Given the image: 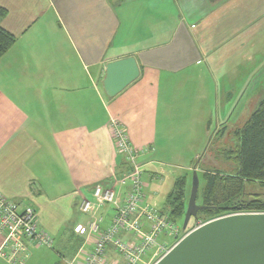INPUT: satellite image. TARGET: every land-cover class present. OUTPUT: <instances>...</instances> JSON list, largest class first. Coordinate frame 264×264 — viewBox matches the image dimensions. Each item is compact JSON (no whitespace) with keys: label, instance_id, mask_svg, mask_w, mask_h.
<instances>
[{"label":"crops","instance_id":"crops-1","mask_svg":"<svg viewBox=\"0 0 264 264\" xmlns=\"http://www.w3.org/2000/svg\"><path fill=\"white\" fill-rule=\"evenodd\" d=\"M0 7V27L15 39L0 58V195L31 207L51 239L50 248L30 246L24 264H78L91 251L93 218L79 203L127 169L110 118L125 127L131 148L145 150L137 159L145 200L167 212L176 183L188 186V175L174 170L192 171L177 163L201 151L181 132L191 127L193 100L223 93L219 126L226 127L231 101L240 106L264 82V0L215 7L207 0H0ZM127 57L140 75L108 99L105 66ZM201 129L206 137V122ZM130 189L115 190L122 197ZM113 214V206L98 211L99 227L108 228ZM108 258L122 264L112 246ZM0 264L10 263L0 256Z\"/></svg>","mask_w":264,"mask_h":264},{"label":"built area","instance_id":"built-area-1","mask_svg":"<svg viewBox=\"0 0 264 264\" xmlns=\"http://www.w3.org/2000/svg\"><path fill=\"white\" fill-rule=\"evenodd\" d=\"M107 126L114 148L126 155L127 169L121 179L113 176L111 186L95 185L91 200L81 199L80 212L93 218L87 225L92 249L78 264H116L108 258L110 246L122 264H141L149 252H154L152 259L161 258L169 249L158 239L163 234L175 238L177 229L168 214L155 210L145 200L141 166L137 162L145 150L137 151L130 147L126 129L119 120L110 118ZM126 183L131 189L119 197L115 189ZM108 206L114 207V214L108 228L102 229L99 227L101 216L95 218V214ZM77 231L83 233L84 229ZM0 233L3 235L0 256L10 264H24L30 246L51 247V239L38 227L35 211L31 207L22 209L2 195Z\"/></svg>","mask_w":264,"mask_h":264},{"label":"water","instance_id":"water-1","mask_svg":"<svg viewBox=\"0 0 264 264\" xmlns=\"http://www.w3.org/2000/svg\"><path fill=\"white\" fill-rule=\"evenodd\" d=\"M140 70L133 57L108 63L101 86L112 99L136 81ZM194 170L182 229L203 206L196 204ZM154 264H264V213H239L217 218L187 232Z\"/></svg>","mask_w":264,"mask_h":264},{"label":"rangeland","instance_id":"rangeland-1","mask_svg":"<svg viewBox=\"0 0 264 264\" xmlns=\"http://www.w3.org/2000/svg\"><path fill=\"white\" fill-rule=\"evenodd\" d=\"M253 92L254 94L252 96ZM221 97H223V93L220 92L216 99L207 97L206 95L194 99V104L192 105V107L195 105V108H193L195 112L193 116L186 118L185 121L186 123H190L191 127L189 126L181 130V132L185 135L189 134L190 137L192 136V138L188 139V141H191V144L193 145L191 150H201L199 155H192L190 161L186 159L181 163H177L183 167L191 165V172H185L183 170L178 169L174 170L175 176H181L184 173L188 175V186H185L184 191L185 206L189 198L192 183V173L194 170L196 171L198 177V192L196 204L199 206L203 205V192L206 187V183L203 178L205 173H219L227 176L232 175L236 172L237 166L232 158V149L235 146L233 134L236 130H238V128L242 126V123H244L247 118L253 113L258 103L264 99V82L254 83L253 87L250 89V97L244 96V98H242L241 100L238 99L240 100V106L237 105L235 107L236 104L234 102H236V99L235 101L233 99V102L231 101L232 108L230 107L228 111L231 113V111L234 110V113H229L228 115L227 112L225 114V117L228 115V119L231 120L230 122L226 123V127L219 126L222 124V120L224 119V117H222L223 114L221 112V108L224 103H222L223 99ZM198 104L201 105L200 108L196 107ZM205 122L208 130L206 136L207 138L204 136L203 129H201L202 124L205 127ZM202 152H208L207 160H200ZM209 161L211 162L207 163ZM243 190L247 198H258L261 201H264V185L259 183H245ZM157 209L161 213H167L165 207H162L161 205L158 206ZM231 212L232 211H217L215 209L212 211H201L197 213L196 219H190L185 230L182 229L183 215L181 218L174 219L176 222L177 235L174 239L170 240V242L168 241L169 243H166V249H170L187 232L201 226L206 222L224 216L237 214ZM53 250L54 252L61 254V256L65 259H69L71 257L70 252H59L57 249H55V247L53 248ZM153 253H147V255L142 259L141 264H154V262L157 261L160 256L152 259L151 257Z\"/></svg>","mask_w":264,"mask_h":264},{"label":"trees","instance_id":"trees-1","mask_svg":"<svg viewBox=\"0 0 264 264\" xmlns=\"http://www.w3.org/2000/svg\"><path fill=\"white\" fill-rule=\"evenodd\" d=\"M207 1L211 7H215L225 0ZM4 15L5 10L0 7V17ZM14 41V37L0 27V58ZM233 137L235 146L232 149V158L237 166L236 172L227 176L219 173L204 174L206 187L203 192V209L199 212L215 209L237 214L264 213V201L247 198L243 190L245 183L264 185V100L234 132ZM207 158L208 152H205L200 160ZM184 191L185 181L179 180L175 190L167 199V214L173 220L181 218L182 215L184 217L187 206L184 204Z\"/></svg>","mask_w":264,"mask_h":264}]
</instances>
